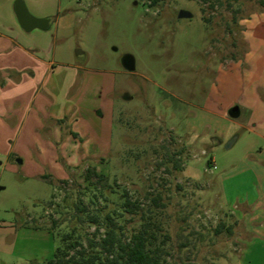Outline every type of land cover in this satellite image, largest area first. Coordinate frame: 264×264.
<instances>
[{"label":"rangeland","instance_id":"1","mask_svg":"<svg viewBox=\"0 0 264 264\" xmlns=\"http://www.w3.org/2000/svg\"><path fill=\"white\" fill-rule=\"evenodd\" d=\"M261 1L24 0L34 17L50 19L45 30L25 32L44 45L45 56L52 59L54 48L57 59L70 55L81 66V94L86 92L87 99L81 100L80 118L89 128L97 118L110 136L104 153L79 155L65 178L50 173L53 183L35 175L46 170L44 164L20 161V142L8 154L10 145L16 146L12 135L0 136V264H28V257L40 252L33 234L16 230L23 222L49 227L56 220L54 233L68 230L73 211L60 206L56 213L45 205L51 192L56 201L65 193L73 199L79 195L87 166L103 172L117 190L107 195L109 207L126 189L146 215L149 208L157 210L159 238L168 235V260L264 264V235L247 234L227 207L236 210L240 198L255 195L250 164L264 159V151L256 152L264 138L255 133L262 129L257 113L264 106ZM13 2L0 0V32L11 35L12 30H2L14 21ZM181 9L191 16L178 17ZM77 49L82 52L76 54ZM125 53L134 57V71L121 64ZM99 83L112 89L106 101L112 110L110 105L96 109L105 91L85 88ZM64 179L68 184L61 183ZM140 213L131 220L121 216L126 234L140 227ZM222 221L233 224L234 231L215 234ZM84 226L88 234L94 231ZM57 243L54 238L49 258Z\"/></svg>","mask_w":264,"mask_h":264},{"label":"crops","instance_id":"2","mask_svg":"<svg viewBox=\"0 0 264 264\" xmlns=\"http://www.w3.org/2000/svg\"><path fill=\"white\" fill-rule=\"evenodd\" d=\"M15 19L16 17L2 30H12V35L0 32V136L12 135L16 146L10 145L8 154L17 151V143L20 142L18 151L22 156L21 162L29 163L32 167L37 166L36 162L44 164L46 170L35 172L37 177L43 178L51 173L54 178H65L67 171L77 166L79 155L104 153V148L109 146V128L106 130L97 118L94 128H89L86 119L80 118L81 100L87 99L86 92L84 97L81 94L82 78L80 79L81 73L78 71L81 66L70 55L67 59H57L54 48H51L54 56L52 59L45 56L44 45H39L38 40L33 43L32 36L29 35L32 32H25L35 29L24 30ZM38 34L40 33H36L34 37ZM59 54L62 57L63 54ZM85 88L90 92L100 88L105 91V97L104 94L100 95L98 102L96 101V109H109L110 105L112 110L109 101L106 103L112 94L109 86L99 83L87 84ZM256 105L258 107L257 103ZM258 113L262 129L253 131L264 138V106ZM193 133L199 134L197 131ZM91 149L100 151L93 153ZM263 151L264 147L261 146L256 152ZM23 152L27 154L24 155ZM250 165L256 181L255 195L240 198V208L237 207L236 210L234 206L227 207L236 219L241 220L247 234L264 235V159L259 158ZM222 199L226 206V199ZM256 227L257 230L253 232ZM16 230L28 231L39 241L40 252L30 255L28 260L42 261L51 258L49 256L54 246V236L50 229L27 225Z\"/></svg>","mask_w":264,"mask_h":264},{"label":"trees","instance_id":"3","mask_svg":"<svg viewBox=\"0 0 264 264\" xmlns=\"http://www.w3.org/2000/svg\"><path fill=\"white\" fill-rule=\"evenodd\" d=\"M149 1L151 5H154L159 0ZM207 1L202 0V2ZM261 2L264 4L263 1ZM48 177V175L43 176L46 179ZM83 179L86 181V186H79L78 192L81 193L74 199L65 193L60 201H56L54 192H51L45 205L46 209L55 207L56 213L60 206L73 211L74 223L67 231L54 233L53 228L58 226L56 220H53L49 227L38 224L31 226L25 222L18 226L47 227L58 242L50 259L30 260L28 264H177L168 260L166 256L168 251L164 244L168 235L161 234L162 238H159L161 226L156 219L157 210L149 208L146 215L144 205L137 198H131L126 189L119 192L116 199L112 201L115 206L109 207L107 195L116 193L117 190L108 182V177L103 172H99L95 166L85 168ZM50 181L53 183L55 180ZM60 181L68 184L67 179ZM159 197V194H156L152 200L157 203ZM98 198L103 199L104 204L98 203ZM107 207H109L108 210ZM139 211H142L140 227L126 234L123 224L125 220L121 219V216L126 213L130 215L131 220ZM84 224L94 226V231L88 234L84 231ZM224 230L232 233L233 224L220 222L215 229V234Z\"/></svg>","mask_w":264,"mask_h":264},{"label":"water","instance_id":"4","mask_svg":"<svg viewBox=\"0 0 264 264\" xmlns=\"http://www.w3.org/2000/svg\"><path fill=\"white\" fill-rule=\"evenodd\" d=\"M24 0H15L13 3V10L15 13V17L17 19V23L19 26L24 30H31V29H46L50 22L49 18H37L32 15L24 4ZM178 17L187 18L190 17L191 14L187 11H183L182 9L178 11ZM82 51L77 49L76 54H80ZM135 59L131 54H124L122 56L121 64L127 71H134L135 69ZM238 111L237 106H233L231 108V113H235ZM232 143L230 140L225 146L229 147Z\"/></svg>","mask_w":264,"mask_h":264},{"label":"built area","instance_id":"5","mask_svg":"<svg viewBox=\"0 0 264 264\" xmlns=\"http://www.w3.org/2000/svg\"><path fill=\"white\" fill-rule=\"evenodd\" d=\"M212 166H213V168H215V167H216V165H215L214 161H213V164H212Z\"/></svg>","mask_w":264,"mask_h":264}]
</instances>
